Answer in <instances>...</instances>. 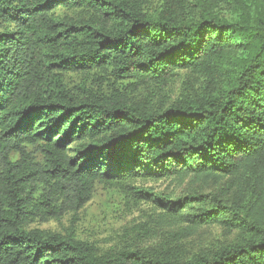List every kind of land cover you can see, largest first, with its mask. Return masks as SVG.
Returning <instances> with one entry per match:
<instances>
[{
	"label": "trees",
	"instance_id": "1",
	"mask_svg": "<svg viewBox=\"0 0 264 264\" xmlns=\"http://www.w3.org/2000/svg\"><path fill=\"white\" fill-rule=\"evenodd\" d=\"M158 1L0 0V264H264V0ZM179 72L201 85L167 106L137 98ZM92 74L129 81L66 80ZM170 178L215 188L136 185ZM96 185L151 203L135 242L156 241L100 252L31 227L78 212ZM212 226L233 240L188 257L182 241Z\"/></svg>",
	"mask_w": 264,
	"mask_h": 264
},
{
	"label": "rangeland",
	"instance_id": "2",
	"mask_svg": "<svg viewBox=\"0 0 264 264\" xmlns=\"http://www.w3.org/2000/svg\"><path fill=\"white\" fill-rule=\"evenodd\" d=\"M189 6L194 0H188ZM159 4L158 0H152V8L155 9ZM192 11L193 10L192 8ZM66 11L61 10L58 15H65ZM100 77L98 74H92L85 79L79 75H71L67 77V83L70 87H76L79 84H85L93 89L102 88L110 89L113 86H120L122 89L128 85L129 80L113 81L112 79L97 82L94 79ZM189 83L194 88L201 85L199 78L193 77L187 72H179L172 85L165 91L156 89L141 90V96L137 98L147 97L153 103H165L169 105L178 99L184 88V83ZM113 83V84H112ZM152 96V98L150 97ZM26 152L30 153L37 161L41 156L35 147L26 148ZM13 160L18 158L16 153H11ZM138 186L148 187L154 193H164L172 198L183 196L187 192L198 191L204 194L213 192L215 185L211 182L207 184H193L190 180L182 182L176 179H162L158 181H146L136 183ZM152 209L151 203H140L136 207H132L126 203L125 197L119 193L116 188L96 185L91 200L78 212L66 213L60 220H48L45 222H35L32 228H38L44 231L59 233L61 235H73L77 240L88 242L98 248L100 252L109 249H121L132 245L133 243L141 249H145L152 245L156 240L136 241L134 229L146 221L147 215ZM234 236L225 235L223 229L219 226L204 227L199 229L192 237L182 241V251L188 257L200 252H209L217 249L233 240Z\"/></svg>",
	"mask_w": 264,
	"mask_h": 264
}]
</instances>
